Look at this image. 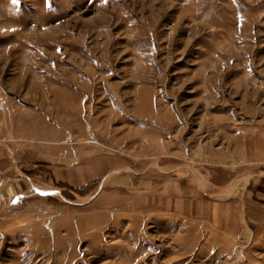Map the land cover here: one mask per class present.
Listing matches in <instances>:
<instances>
[{
  "label": "rangeland",
  "instance_id": "rangeland-1",
  "mask_svg": "<svg viewBox=\"0 0 264 264\" xmlns=\"http://www.w3.org/2000/svg\"><path fill=\"white\" fill-rule=\"evenodd\" d=\"M246 148L264 0H0V264H264Z\"/></svg>",
  "mask_w": 264,
  "mask_h": 264
},
{
  "label": "crops",
  "instance_id": "crops-1",
  "mask_svg": "<svg viewBox=\"0 0 264 264\" xmlns=\"http://www.w3.org/2000/svg\"><path fill=\"white\" fill-rule=\"evenodd\" d=\"M252 144V143H251ZM250 145V143H249ZM248 146V144H247ZM261 156H256L254 152H251L250 149H245V160H249V156H251L250 160L257 158H262L264 160V151H261ZM251 154V155H250ZM249 189V187H248ZM246 190V194L243 195L242 193L237 196L235 200H233V203H230L229 209L228 207H225L223 210H226V212H223V215H229L231 216V220L228 222H222L219 223V217L222 216V208L217 203H214L212 206H210V209L213 210V216L212 220L216 227H219L222 230H225L229 233H242L245 234L247 232L252 234L251 229L249 228V222L252 224L255 223L253 220V211L257 209H264V193L260 192L261 194H255L253 191ZM245 196V197H244ZM228 211V212H227ZM227 217V216H226ZM234 217V220H232ZM260 232L264 229V224L259 225ZM250 234V235H251ZM238 239H241L240 235L237 237ZM243 240V239H241Z\"/></svg>",
  "mask_w": 264,
  "mask_h": 264
},
{
  "label": "snow or ice",
  "instance_id": "snow-or-ice-1",
  "mask_svg": "<svg viewBox=\"0 0 264 264\" xmlns=\"http://www.w3.org/2000/svg\"><path fill=\"white\" fill-rule=\"evenodd\" d=\"M14 3L18 2V0H13Z\"/></svg>",
  "mask_w": 264,
  "mask_h": 264
}]
</instances>
